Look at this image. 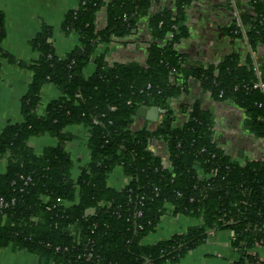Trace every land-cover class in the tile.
I'll use <instances>...</instances> for the list:
<instances>
[{
	"label": "trees",
	"instance_id": "obj_1",
	"mask_svg": "<svg viewBox=\"0 0 264 264\" xmlns=\"http://www.w3.org/2000/svg\"><path fill=\"white\" fill-rule=\"evenodd\" d=\"M159 1L80 0L60 25L64 34L78 36V44L58 57L54 28L44 24L28 40L37 53L30 63L2 51L6 29L0 12V59L31 72L19 99L22 121L0 130V159L6 161L0 174V248L33 254L39 264H166L178 262L210 234L228 230V264H264L248 253L256 243L264 245V93L253 88L264 83V2L251 0V11L237 3L241 26L235 16L226 30L245 43L246 53L204 64L179 48L190 35V0L155 9ZM101 11L105 24L99 26ZM127 42L145 47L144 61H110L100 48ZM90 63L95 70L85 77ZM46 83L60 96L38 114ZM205 93L208 101L244 112V129L262 144L260 155L237 160L215 138ZM169 99L180 100L181 120ZM141 106L164 113L157 123L138 125ZM72 125L87 129L89 151L75 178L66 150L73 139L66 128ZM44 135L57 143L37 153L30 139ZM153 140L164 144L167 164L151 148ZM116 167L129 178L120 190L107 185ZM167 204L174 214L202 223L143 244Z\"/></svg>",
	"mask_w": 264,
	"mask_h": 264
},
{
	"label": "crops",
	"instance_id": "obj_2",
	"mask_svg": "<svg viewBox=\"0 0 264 264\" xmlns=\"http://www.w3.org/2000/svg\"><path fill=\"white\" fill-rule=\"evenodd\" d=\"M177 0H160L154 5L163 8H173ZM251 0H237L244 10L251 11ZM80 0H0V12L3 14L5 37L1 43V49L12 55L16 60L30 63L37 58L28 44L30 36L35 34L42 25L54 28L51 39L55 47L56 55L64 57L66 52L78 44V36L74 33L64 34L60 30L64 14L78 6ZM264 2V0H263ZM229 0H190L186 10V24L190 35L179 46L190 61L204 64H215L223 57L231 53L247 51L244 42L231 37L226 30L232 24L235 13L231 9ZM105 24V12L101 11L98 17V25ZM137 42V41H136ZM106 50L110 61H144L145 47L136 43L123 45L109 44L101 46ZM108 50V51H107ZM95 65L90 63L83 69L85 77L93 74ZM31 78V72L16 63H10L6 59H0V130L7 123H19L22 116L19 109V99L26 92ZM193 95L198 98L201 92L198 87L193 88ZM60 96L58 89L50 83H46L40 90V102L37 113L42 114L46 105ZM208 95L203 94V105L212 113L215 124V138H219L223 146L231 156L237 160L245 154L248 157L260 155L262 144L255 142L252 135H248L243 126L244 112L229 105L227 102L208 101ZM170 110L181 120L179 111L180 100H168ZM156 120L147 118V111L138 115V125L157 123L160 119L158 113ZM66 131L73 135V139L66 144V150L73 162L72 176L79 174V168L89 159V151L86 147L87 129L82 125H72ZM30 145L37 153H41L44 147L55 145V138L44 135L30 139ZM151 148L158 153L164 164H167V153L164 144L160 140H153ZM6 169L5 159H0V174ZM129 182L121 167H116L107 176V185L115 190L122 189ZM64 204L70 205L65 202ZM199 218L187 217L182 214H174L173 207L166 205V213L161 216L154 230L142 238L143 244H153L174 234L184 232L187 228L200 225ZM230 232L222 230L210 234L206 241L195 250L189 251L178 262L166 264H228L233 257L230 247ZM0 264H39L38 257L24 252H13L11 246L0 248Z\"/></svg>",
	"mask_w": 264,
	"mask_h": 264
},
{
	"label": "built area",
	"instance_id": "obj_3",
	"mask_svg": "<svg viewBox=\"0 0 264 264\" xmlns=\"http://www.w3.org/2000/svg\"><path fill=\"white\" fill-rule=\"evenodd\" d=\"M231 3V6L233 7L235 16H236V20H237V24L238 26H241V23L239 21V17H238V11H237V0H229ZM253 88H259L263 93H264V83L262 82H257L256 84L253 85ZM230 232V236H232L233 232ZM249 254L252 255H256L258 257V259L260 261H264V245L260 244V243H256L255 247L253 249H251L249 252Z\"/></svg>",
	"mask_w": 264,
	"mask_h": 264
},
{
	"label": "water",
	"instance_id": "obj_4",
	"mask_svg": "<svg viewBox=\"0 0 264 264\" xmlns=\"http://www.w3.org/2000/svg\"><path fill=\"white\" fill-rule=\"evenodd\" d=\"M143 111H147V118L152 121L156 120L158 113H164L163 109L157 107L141 106L137 111V115L142 114Z\"/></svg>",
	"mask_w": 264,
	"mask_h": 264
},
{
	"label": "rangeland",
	"instance_id": "obj_5",
	"mask_svg": "<svg viewBox=\"0 0 264 264\" xmlns=\"http://www.w3.org/2000/svg\"><path fill=\"white\" fill-rule=\"evenodd\" d=\"M222 231V230H221Z\"/></svg>",
	"mask_w": 264,
	"mask_h": 264
}]
</instances>
